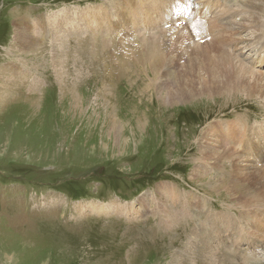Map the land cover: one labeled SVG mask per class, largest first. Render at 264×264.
<instances>
[{"label": "rangeland", "instance_id": "obj_1", "mask_svg": "<svg viewBox=\"0 0 264 264\" xmlns=\"http://www.w3.org/2000/svg\"><path fill=\"white\" fill-rule=\"evenodd\" d=\"M130 1L145 3V14L135 10L130 20ZM153 1L0 0V264H264V220L256 214L245 220L246 207L237 200L258 194H248V183L234 179L228 162L238 153L243 165L259 166L264 156L238 151L242 129H225L248 118L251 127L264 126V96L257 86L216 93L212 86L173 99L162 82L181 87L187 62L176 60L174 77L156 76L149 61L140 65L134 56L148 37L170 41L186 28L171 23V0H165L163 20L171 26L161 27L157 12L149 30L154 23L144 16ZM239 1L227 6L239 14L232 21L247 26L241 21L247 0ZM206 2L212 16L224 8ZM193 3L201 11L205 0ZM89 9L98 22L80 16ZM21 30L32 35L30 42L20 39ZM253 30L241 35L253 54L243 52L262 71ZM170 56L166 65L176 59ZM129 202L138 215L91 213ZM185 203L189 215L172 224ZM214 219L231 220L237 229L215 237ZM207 238L213 247L205 246Z\"/></svg>", "mask_w": 264, "mask_h": 264}, {"label": "bare ground", "instance_id": "obj_2", "mask_svg": "<svg viewBox=\"0 0 264 264\" xmlns=\"http://www.w3.org/2000/svg\"><path fill=\"white\" fill-rule=\"evenodd\" d=\"M126 2H128V1H126ZM157 2H158L157 3L158 6L155 9H157L159 12H162L164 9V7L162 5L165 4V0H157ZM229 2H230V0H229ZM229 2L225 3L222 0H208L209 6H213V7H216L218 9H219V7H221V8L224 7V8H222V11L217 15L212 16L213 13H210V10H208L210 17H208L207 13H205L203 16H201L200 20H198V21L195 20V22L192 24L187 22L186 28L185 27L183 28V32L179 33V35L177 37H175V38L173 37L174 40L170 39L171 42L166 41V40H162V42H160V40L148 37L147 39L144 40V43H143L144 49H139V50L137 49L134 51L135 52L134 56H135L136 61L138 63H140V65H143L144 62L147 63L149 61L150 64H148V65L153 66V69L151 67V69H152L151 71H152V73L156 74V76L158 74L162 73L165 76L170 75V76L174 77V75H176L175 73L177 71H179L177 68L178 62H176V60L182 61V62H185V61L187 62L184 65L183 69L181 70V73L184 74L182 76L183 80L181 81V83L182 84L184 83V84L181 87H180V85H177L176 83H174V80L173 81L168 80L169 82L168 81L162 82V85H165V86L169 85L172 87V89L169 92H173L172 93L173 99L180 100L179 99L180 96H182V98H184V97L189 98L191 96L190 98H192V97L196 96L198 93L202 94L205 91L211 90L208 88H213V87L214 88L212 90H214L215 91L214 93H216V92H218L217 90H220L223 88H225V90L227 88V90L229 92L230 91H236V90L241 91L243 89H245V91L246 90L251 91L255 86H257V88L259 89L258 91L261 93L258 97L263 98V96H264V85H262L260 82H264V71H258L257 70V63L251 57H245L244 54L242 53V51H244V49H250L253 52V48L249 44H247V40L244 39V36L242 37L241 35L247 30L248 26L254 28V30L251 33H252V35L254 34V36L259 34L258 36H256L257 41H256V44H254V45H256L255 48L258 50L257 55L259 54V57H261L260 54L264 52V27L260 24V21H261L260 19L264 16V14H263L264 0H247L245 3H243L241 5V8H242V9L240 8L241 12L245 14L241 18V21L244 24L248 23L247 26L242 25L239 22L236 23V22H234L235 20L232 21L233 18L235 17V15L237 14V16H239V14L237 11L232 10V8L228 7ZM240 2H241V0L238 2V4H240ZM121 4H123V2ZM133 4L134 3H131V1L128 3V5L126 3V5H127L126 8L128 9L126 12H127L128 18L130 20L134 19V17L136 16V15L134 16V14L136 12L142 13L143 15L145 14V11L140 8L141 6L139 4H137V6H134L135 4L134 5ZM143 4H145V3H143ZM117 7H119V6H117V4H116V6H114V8H117ZM118 10H119V8H118ZM135 10H136V12H134ZM111 12L112 11L108 12V14H109L108 16L112 15ZM93 13H95V12H93V9L92 10L89 9L87 12L82 13L80 16L85 17V16L90 15L91 19L92 18L96 19L97 18V17H95L96 14L93 15ZM215 13H216V11H215ZM113 15H114V13H113ZM115 16H116V13H115ZM148 18H149L150 22L154 23L149 30H153V28L155 27V24H156L155 20L153 19L151 14L150 15L147 14L144 16V21L147 20ZM56 21H60V20H56ZM61 21H63L64 23L67 21L65 23L67 25L70 23L71 18L65 17V18L61 19ZM96 21L98 22L97 19H96ZM105 24H106V26H108L106 21H105ZM90 25H92V24H90ZM55 26H58V25L56 24ZM53 27H52V29H53ZM64 28H65V26H64ZM53 30H56V29H53ZM175 31H176V29H175ZM163 33H166V32H163ZM18 36L20 37V39L22 38L25 40H29V42L32 38V35H30L28 32H25V30L18 31ZM35 41H36V38H35ZM192 41H194V42H192ZM236 42H237V44H235ZM192 43H197V44H192ZM124 45H126V44H124ZM55 53H57V52H55ZM173 54H174V58H176V59H174V61L172 60L171 63H169V65H166L167 62H166L165 58L166 57L168 58V56L173 55ZM156 56H158L159 58L153 59ZM170 58H171V56H170ZM243 62H245L246 64H244ZM122 63L125 64V62H122ZM125 65H127V64H125ZM125 65H123V66H125ZM172 66H175V67H172ZM8 70L7 71L10 72V69H8ZM177 86L180 87L178 90H176ZM234 88H236V89H234ZM228 91H226V92H228ZM195 93H197V94H195ZM249 121L251 123L252 120H250V118H248V120H246V121L241 120V122L240 121H238L237 123L235 122L234 125H232V124L227 125L226 128L225 127L224 128L226 130L230 129V130H233L235 132H237L239 129H242V135L240 136V140H239V144H238L239 147H237L238 151L240 149H242L243 153H246V155H250L253 153L256 156H258V158L260 160V158L263 155V151H264V126L260 125L259 127H255V126L251 127ZM234 134L235 133H233V135ZM216 136H218V134ZM236 152H237V149H236ZM209 153H210V151H209ZM209 153H207V154H209ZM212 153L215 154L214 152L211 151V154L208 155L209 159H211V160L213 159V158H211L213 156ZM237 155H238V153H237ZM237 155H236V153L229 155V158H228L229 161L227 160L228 162H230V164H231V162L233 163L232 166H234V167L232 169V171H233L232 175H233L234 179L239 180L238 182L240 184H243V182L245 184L248 183L249 186H247V187L245 186V187H246V190L249 191V193H248L249 195H251L252 192L253 193L256 192L258 194V195L252 194L251 198L250 197L248 198L245 195L239 196L237 198L240 205H245V207H246L245 212H247V214L244 217V219L248 220L249 217L251 216V214H253V215L256 214L259 217H262V219L264 220V163L258 166L256 164H258L259 161H257V162L255 161V164L249 163V165H248L249 167H248V166L243 165L244 164L243 160H241L240 159L241 157L237 156ZM214 158L216 159V157H214ZM219 159H220V157H219ZM248 159H250V158H248ZM235 185H237V184L235 183ZM163 189H165L166 195L170 199H173L174 197H176L175 191L173 190V188L169 189L167 187H164ZM252 189H254V191ZM244 192H246V191H244ZM178 198H180V196H177L176 199H174L175 203L179 202ZM195 203H196L195 206L202 213H204L203 210H204L205 206L202 203H198V204H197V202H195ZM135 204L136 203H133V202L126 203L125 206H115V205L114 206H111V205L108 206V205L103 204V205H101V207L93 209V212H91V213H95L98 215L110 214L108 216L113 215V216H124L125 218H130V217L136 216V214H137V212H136L137 209H136ZM181 204H183V202ZM140 205H143V200L140 201ZM181 207L182 208L179 211H177L175 213V215L173 214L174 219L172 217V220H171L172 224L180 221L182 218H184L186 216V214L189 215V213H190L189 209H188L189 206L185 203L184 205H181ZM105 216H107V215H105ZM212 218L208 219V223H206V229H207V226H209V223L212 221ZM212 223L215 226L213 228V234L215 237L218 233H222L221 232L222 230L231 229V228L235 229V230L237 229L235 227L234 222L231 220L227 221L225 219L223 222L221 221L220 223H218L214 219V222H212ZM216 225H218V226H216ZM210 232L212 233V231H210ZM211 240H212L211 238L206 239L205 246L207 248L213 247V245L211 244ZM214 246H215V244H214ZM218 247H219V245H218ZM220 251H223V250L221 249ZM214 256H216V255L214 254ZM207 259H209V258H207ZM210 260H212L214 262L215 259L211 258ZM204 263H205V261H204Z\"/></svg>", "mask_w": 264, "mask_h": 264}]
</instances>
